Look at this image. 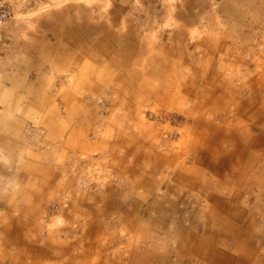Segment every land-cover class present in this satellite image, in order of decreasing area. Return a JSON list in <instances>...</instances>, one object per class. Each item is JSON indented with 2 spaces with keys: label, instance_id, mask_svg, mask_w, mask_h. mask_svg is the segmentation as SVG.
<instances>
[{
  "label": "crops",
  "instance_id": "crops-1",
  "mask_svg": "<svg viewBox=\"0 0 264 264\" xmlns=\"http://www.w3.org/2000/svg\"><path fill=\"white\" fill-rule=\"evenodd\" d=\"M98 1L102 4L104 0ZM98 1L92 4V9L79 3L70 2L55 11L38 12L35 19L36 24L43 28L44 35L50 36L46 42L39 41L38 34L29 33L33 30L27 28V35L23 37L24 31L21 25H10L2 28L0 32V42L8 38L7 46L2 50L0 48V84L4 83L3 85H5H0V102L7 109L6 114L3 112L4 116L0 118V150L11 160L19 158L20 161H24L14 171V178L20 181L19 187L25 185L22 193L26 196L22 194L23 197L27 202L33 199L36 201L50 200L52 198L49 195H54L55 191L67 185V182L64 181V173L61 171L65 169V174H76L69 168L72 167V156L77 155L78 152L76 153L75 150L73 154L65 151L63 155V153L54 151L61 145L66 147L59 142L65 140L68 134L67 130H72L77 135L75 123H80V128H82L76 147L80 150V156L86 157L94 149L105 148L106 143L102 140L97 139V142L92 144L87 139L88 127H90L88 120L91 118L92 106L87 107L86 99L89 94L101 92L100 84H107L108 87L111 85V88L117 87L121 92V97L124 96L131 100V105L148 106L152 103L157 105L154 102L157 101L159 105L162 104L161 106H169L183 112L184 117L187 116L184 112L187 105L186 99L192 96L190 99H194L195 102L199 100L196 109L200 110L202 114L207 110L205 114H208V117L224 116V120L228 122L235 121V125L232 124L236 128L232 126L234 130L230 128L225 130L220 124L203 119L201 113L197 119H194L191 129H188L193 132V135L186 141L182 139L183 136L180 133L182 131L171 128L168 131L169 135L174 136L180 133V138L175 142L167 143L164 147V157L162 158L158 154L155 162H164V165L170 166L168 178H172L173 183H170L164 175H161L157 182L159 185L163 184L169 193L172 191L173 194L175 191L176 195L179 191L178 183L182 186L184 184V188L188 191H196L194 197L203 201L201 205L197 203L198 211H207L205 222L211 220L221 224L220 232L214 234L221 237V242L226 250L218 252V248L214 246L215 238L211 240V237H208L212 232L208 226L203 230L207 241H203L206 238L199 232L196 233V229L194 232L189 230L191 223L189 229H186L182 216L178 214L175 198L169 200V197H161L157 201L155 200L158 203L155 209L158 216L151 217L153 219L150 221L151 223H144L138 230L136 238L140 237L143 241L140 242L132 237L133 244H131L127 236L126 241L130 244L127 254H116L113 260H110V256L102 254L103 251L91 255L81 254L80 256H76L79 254H52L54 249L57 252V248L62 246L54 245L53 247L50 239L46 237L45 240L44 236L40 238L42 243L36 244L35 239L24 236L23 231L18 232V228L35 225V222L30 223L32 218L29 215L16 217L12 215L8 219L2 214L1 220L5 223L2 224L1 231L5 236V247L14 245L12 247L15 249L11 257L15 259L12 260V264H83L77 260L83 258H90L94 264H160L164 260L160 261L155 256L151 258L149 254H154L153 245L156 246V244L159 245L160 250L161 248L170 249L167 243L172 237L170 233L174 232L167 229L170 226L173 229L176 227L181 232L184 231L181 233L182 237L183 235L189 236L192 242L186 246L183 240L182 242L175 241L174 250H179L177 251L179 254L185 247L189 248L190 254L187 252L188 254L180 256L177 253V257L180 259L183 256H189L195 258L198 264H209L204 260L207 262L209 260L210 264H220L216 262L218 255H221V259L226 260L227 258L228 264H247L248 260L257 259L252 252L254 246L259 247V244L264 243V236L252 228L257 225L260 226L259 228H264V223L263 225L257 224L263 219L262 216L259 218V215L260 211H264V200L253 199L251 203H248V201L246 202L248 199L244 198L243 194L250 196V190L255 187L260 188V193L257 195H264V45L260 44L259 52L262 53L259 58L256 56L258 45L251 46L250 42L244 44L240 41H238L239 44H236L232 39H229L231 36L246 35L242 34L241 28L233 31L224 22L222 23L225 27L219 28L217 22L221 17L207 14L204 21L205 30L196 32L197 35L203 34L202 38L193 43L189 42L191 38L195 37L194 33L189 37L188 43L182 38L187 49L183 48L180 43L183 28L180 26L181 29L178 31L179 33L177 32L179 37L172 38L171 46L160 45L158 46L159 54H154L153 41L149 37L143 36L142 32L144 31H141L149 21L145 17L142 24L138 22L143 14H135L134 7L132 5L130 7L128 4L129 0H119L114 6L116 10L107 8L106 14L103 13L102 8L100 9ZM252 1L257 4L264 2V0H250L251 3ZM124 9L127 11L124 12ZM228 9L240 14L239 8L234 2ZM187 10L183 16L186 24L199 23L197 20L200 11H194L193 8ZM229 11L225 15L232 19V14L230 16L231 12ZM229 22L227 20V25L230 24ZM30 28H32L31 25ZM209 35L217 36V39L212 43L209 40L201 42L204 37L208 39ZM228 39L230 44L227 43ZM189 44H192L193 49L200 51V53L198 52L199 57H195V52L192 50L188 51ZM248 46L252 49H242ZM77 52L84 54L83 62H76L80 57L76 55ZM108 67L113 69L108 71L109 69H105ZM250 69L252 70L249 78L240 80L239 86L233 83L232 79L244 78L246 71ZM201 83L207 84L205 90L208 91L205 92L202 89ZM137 84L139 88H137ZM131 85L136 91L146 92L149 100L148 97L141 100L142 94L133 93L134 90H130L132 89ZM13 91L22 95L28 91H34V95L32 94L30 99L31 104L23 108L22 98L15 101L14 98L17 95ZM121 100L122 104H125L124 100ZM230 103H233V108H228ZM25 109L42 115V125L40 126L46 130L47 138L43 139V143L40 144L45 146L41 153L32 151V149L25 151L23 155H21L22 151L19 152L25 144L21 141L20 129L13 126L18 119L14 114L20 112L23 116L26 112H23ZM126 109L128 112L134 111L132 107ZM66 118L70 120V123L64 129L61 122ZM7 121L10 123L4 127L3 125ZM239 134L243 137L242 140ZM7 150H9V154ZM28 154H30L33 163L26 158L29 156ZM61 155L63 156L61 157ZM108 155L116 154L111 152ZM182 156L186 160L182 159ZM133 159L131 155L122 162L116 158L117 163L110 165V168L115 171V176L120 175V178H123L124 182L128 184H130L128 175L131 171L128 164L133 162ZM156 163L150 165V171L157 168L158 163ZM0 169H2L1 166ZM140 178L139 176L135 177L136 180L131 181V186H138L137 183L145 185L147 179L142 181ZM31 180H35V182ZM155 185L151 181L150 188H154ZM121 187L119 184L115 186L109 183L103 185V190L100 189L98 194L109 193L115 188L119 190ZM165 202L169 203V208L164 209L162 205ZM256 202L259 204V208ZM153 203L154 201H151L148 204L149 209ZM255 204L258 208L256 210L258 215L254 210L253 215H250L252 218L246 217L247 220L244 223L247 209ZM73 205L77 207L75 201ZM3 206L8 208L7 204H3ZM63 208L64 206L61 204L60 210ZM107 208L104 204L87 211L89 218L84 223V226L86 225L84 236L88 241L102 238L105 230L99 226L97 221ZM25 210L27 211L29 208L26 207ZM18 211L20 212L18 215L24 214L22 208L19 207ZM19 217H22V221ZM123 225L126 234L137 226L133 220L127 219ZM8 227H17V230L12 232L10 229L8 230ZM29 229L35 230V226L34 229L33 227ZM147 233L151 236L144 240L143 237ZM44 234L47 236V231ZM195 234L200 236H195ZM241 237L243 241H241ZM172 239L174 241L175 237ZM111 240L112 238L109 242H112ZM257 240L258 242H256ZM24 243L28 244L27 255H23L24 253L21 251ZM201 243L207 247H201ZM43 244L48 245L43 247ZM229 245H233L232 247L239 251H242V246L244 249H249L251 254L249 256V254H241L239 251L238 254H229ZM89 249H92V245H89L86 250ZM138 251L139 254H136L137 257L133 259L132 254L135 255ZM164 254H167V251ZM53 257L56 258L55 263L53 260L50 261ZM60 258L64 259L61 263H59ZM262 258L264 259V256ZM258 264H264V261H260Z\"/></svg>",
  "mask_w": 264,
  "mask_h": 264
},
{
  "label": "rangeland",
  "instance_id": "rangeland-1",
  "mask_svg": "<svg viewBox=\"0 0 264 264\" xmlns=\"http://www.w3.org/2000/svg\"><path fill=\"white\" fill-rule=\"evenodd\" d=\"M96 1L98 0H10L12 17L0 27V32L2 28L4 29L10 25H21L24 31L22 33L23 37L24 35H27V28L28 30H33L29 31V33L35 32V34H38L37 37L39 38V41L46 42V39H48V37L50 36L48 34L44 35V31L42 30L43 28L36 24L35 19L38 12L55 11L59 7L64 6V4H70V2L79 3L85 7L87 6V8L92 9L91 6ZM118 2L119 0H104L101 4L100 1H98V3L100 4V9L102 8L104 14L107 13V8H113V10H116V7L114 6ZM232 2L237 4L240 14L234 12V10L232 12L229 11L228 8L232 5ZM128 4L130 5V7L131 5L134 7L135 14H143L141 18L138 19V22L140 24H142V21H145V17L150 22H148V24H145L142 27L143 29L141 31H144L142 32L143 36H145L146 38L149 37L150 40L153 41V45H155L153 50L154 54H159L158 46L160 45L170 47L171 43H173L172 38L179 37L178 31H180L181 27L183 29L180 43H182L181 46L183 48L186 47V44L182 41V38H184V40H186V42L188 43L189 37L193 36L192 33L195 34V37L191 38V41L189 43H193L195 40L198 41L200 38H202L203 34L197 35L196 32L205 30L204 21L207 14H215L218 15L219 18L221 17L217 22L219 28L225 27L222 23L224 22L226 23V26L230 27V29H232L233 31H237L239 28H241L243 30L242 34H246L240 35V33L237 34L240 36H231L229 37V39H232L236 44H239L238 41H240L244 44H248L250 42L251 46L258 45L256 56L259 58L261 57L262 52H259L261 50L260 44H262V46L264 45V7H262V5H264V2H262V4H257L254 1H252L251 3L250 0H129ZM188 8H193L194 11H200L198 13L197 20V22L199 23H194L192 25L186 24V20H184L185 17L183 16L188 11ZM126 11L127 10L124 9V12ZM228 11L231 12L229 15L231 16L232 14V19L227 18V16L225 15V13L227 14ZM227 20L230 21V24L228 25ZM30 25L32 26V28H30ZM231 25L233 26L231 27ZM216 39L217 36L209 35L208 39L204 37L201 42H208L207 40H209L212 43ZM229 39L227 40L228 44H230ZM7 44L8 38L0 42L1 50L5 48ZM189 46L190 47L188 51L192 50L193 52H195V57H199L200 54H198V52L200 53V51L196 50L195 48L193 49L192 44H189ZM242 49L249 50L252 48L248 46L247 48L244 47ZM170 53L173 54V52ZM76 55L80 56H78L79 58L76 60V62H83L85 60L84 54L77 52ZM105 69H109L108 71H111L113 68L108 67ZM251 70L252 69L246 71L244 78L237 77L235 79H232L233 83L239 86L238 82L240 80H246L251 76ZM3 84L4 83L0 85ZM200 85L205 92L208 91L205 90L207 84L201 83ZM136 86H138L137 88H139L138 84ZM131 88L132 89L130 90L135 91H133V93L142 94L141 100L148 97L146 92L139 90L136 91L135 89H133V85H131ZM99 90L101 91V94L99 92L96 94H89L86 99L87 107L92 106V112L90 113L91 118L88 120L90 123V127H88L89 131L87 132V139L92 144L96 143L97 139H100L104 143H106L104 145L105 148L102 150L99 149L100 151L97 149L92 150L87 154L88 157L80 156V150L79 148H76L78 145L77 143L79 142V134L80 132L82 133L80 123H75V132L77 133V135L74 133V131L67 130V137L65 138V140L63 139L61 140V142H59L66 145V147L61 145L54 151L63 153V155L65 151H69V153L72 152L73 154V151L75 150L76 153L78 152L77 155L74 154L72 156V167L69 168V170H72L71 172L76 173H72L75 179L71 174H65V169H63L61 172L64 173V181L65 183L67 182V185L55 191L54 195H49L52 199H46L45 201H36L33 199L32 201L27 202L23 197V195H26L22 193V189L25 185L19 187L20 181H17L16 178H14V171L21 164V162L23 163L24 161H20L19 158L11 160L8 156L5 155V153L0 150V166L2 167V169H0V264H12V262L15 260L11 258L13 256V252L15 251V249H13L14 247H12L14 245H10L11 247L7 248L5 247V236L1 231L2 224L5 223V221L3 222L1 220L2 214L7 216L6 218L8 219H10L12 215L15 217L29 215V217L32 218L30 223L35 222V230L29 229L30 227H33L34 229V226L26 225L23 228H18V232L23 231V233H25L24 236L32 237V239H35L36 244H41L42 242L40 241V238L44 236L43 238L45 240L46 237L50 239L53 247L54 245H57L58 247L62 246L61 248H57V252H55L54 249L52 254H79L76 256H80L81 254L91 255L103 251L102 254H106V256L108 257L110 256V260H113L115 259L114 256H116V254H127V250L130 245L126 241L127 236V239L131 242V244H133L132 237H135V239H137L136 235L138 234V230L142 228L141 226L144 225V223L150 224V221L153 220L151 217L155 218L158 216V212L156 213L155 211L158 205L156 201L161 197H169V200L175 198L177 202L176 206L178 208V214L182 216L186 229H189L191 223V228L189 230H192L194 232L196 229V233L199 232L205 237V232L203 230H205L207 228L206 226H208L210 228L209 230H212V232L210 233L211 235L208 237H211V240L212 238H215L214 240L216 241L214 243V246L218 248V252L226 250V247L221 242V237L214 234L215 232H220V229L222 228L220 226L221 224L218 222V225L216 222H213L211 220L205 222L207 211H198L197 203L201 205L203 201L197 197H194V193L196 191H188L184 188V184L182 186L178 183L177 187L179 191L176 195L174 193L175 191L173 192V194L172 191H170L169 193L168 189H166L163 184L159 185L157 182L160 176L164 175L167 177L170 183H173L172 178H168V169L170 166L164 165V162H162L163 164L157 162V164L155 162V159L156 156L159 155L162 156V158L164 157L165 145L170 142H175L176 139H179L180 133H182V139L185 141L193 135V132H191L190 130L188 131V129H191L190 127L194 124V119H197L200 116L199 113L202 114L200 110L196 109L198 107L199 100L198 102H195L194 99H190L192 96H189L188 99L185 98L187 101V105L184 108V112L187 116L184 117L183 112L169 106H161L162 104L160 103L159 105L157 101H154L157 105H155V103H152L148 106L131 105V100L124 96L121 97V92L118 90V88L114 86L111 88V85L110 87H108L107 84L103 85L102 83L100 84ZM15 94L17 95V97L14 98L15 101L22 98V106L23 108H26L27 105L31 104L30 99L32 98V94L34 95V91H28L23 95L18 92H16ZM99 96H101L102 98H100ZM121 99L124 100L125 104H122ZM5 107L6 106L3 105L2 102H0V118L4 116L3 112H5L6 114L7 109ZM59 107L62 108V106ZM127 107H132L134 111L131 110L130 112H128L126 109ZM228 108H233V103H230ZM23 112H25L23 116H21L22 114H20V112L18 114H14V116L18 119L13 126L14 128L20 129L21 141L23 144H25L22 150H20L19 152L22 151L21 155H23L25 151H29L32 149V151H38L41 153L42 151H44L43 148L45 146L40 144L43 143V139L47 138L46 130L43 128V126H40L42 125V115L41 113H34L27 109L23 110ZM206 112L207 110L204 111V114H202L203 119H207L208 121L215 124H220V126L225 130L226 128H230L232 130L236 128L235 126H233V124L235 125V121L232 122V124L231 122L224 120L225 117L221 115H217V117L213 118L208 117V114H205ZM8 123L10 122L7 121L3 126L6 127ZM61 123H63V128L66 129L67 124L70 123V120H67L66 118ZM171 128L177 129L182 132L178 133V135L175 134L174 136L172 134L169 135L168 131ZM239 137H241V140L243 139L241 135ZM69 138L71 139V141ZM71 142L72 144H70ZM7 151L9 154V150ZM111 152H114L116 155H108V153ZM30 154H28L29 156H26V158L31 160L30 162L33 163L32 159L30 158ZM63 155H61V157ZM129 155L134 158L133 162H130L128 164L129 167H131V171H129L130 175H128L130 184L125 183L123 178H120V175L115 176V171L110 168L111 164L117 163L116 158L121 160L122 162L123 160H127L129 158ZM182 159H184L183 156ZM153 163L157 164V168L154 171H150V165ZM138 176L141 177L140 180L142 181H144L145 178L147 179L145 185H140V183H137L138 186L132 187L131 181H135V177ZM31 181L35 182V180ZM151 181L156 184L154 188H150ZM109 183L115 186L119 184V186L122 187L119 190L115 188V190L109 193L103 192V194H98L103 185H107ZM259 191L260 188L253 187V189L250 190V196L243 194L244 198L248 199L246 200V202L248 201V203H251L253 199H256L257 201L260 199L264 200V195H257L260 193ZM205 192L206 190L204 191V193ZM197 193L200 194V192ZM74 201L77 207L73 205ZM151 201H154V203L152 204L151 209H149L148 204ZM72 202L73 204L71 205ZM13 203L17 206H13ZM166 203L168 202H165L162 205L164 209L170 207L169 203ZM3 204H7L8 208L4 207ZM61 204L64 206L63 210H60ZM104 204L108 208L106 212L98 217L97 223L100 227L102 226L104 228L105 232L102 234L101 239L88 241L84 236V231L86 229V225L84 226V223L89 218V216L87 215V211L92 210L95 207H100ZM256 204L259 208V204L257 202ZM256 204L254 206H250L247 209L244 223L246 222L245 220H247L246 217H251L250 215H253L252 212L254 210L255 214L258 215L256 212V210L258 209L256 207ZM19 207L20 209H23L24 214L18 215L20 213L18 211ZM26 207H28L29 210L26 211ZM260 217L263 218L261 219V222H256H258L257 224L263 225L264 221L262 220H264V211H260L259 218ZM19 218L22 221V217ZM126 219L133 220L137 224L133 231H128L129 234L131 233L130 235L128 233H124L123 230V228L125 229L123 222ZM171 227L172 226L168 227L167 229L169 231H174L170 234H172V237H175V240L173 241L174 238L172 239V237H170L171 240L168 239L170 241H168L167 246H169L170 249L164 250V248H161L160 250L159 245H153L155 250L153 251L154 254H149L151 255L150 257L152 258L153 256H155L158 257L160 261L164 260V262H162L163 264H198L195 258L183 256V258L180 259V257H177V251L179 250H174L175 241L178 240L179 242H182L183 240V243L186 246L190 245V243L192 242L189 236L183 235L184 238L182 237L181 233H184V231L181 232L177 230L176 227L174 229ZM259 227L260 226L257 225L252 229H255L258 234L261 233L264 236V228ZM56 228H58V231H56ZM9 229L13 232L17 230V227H8V230ZM45 231H47V236L44 234ZM197 235L198 234H195V236ZM145 236L143 237L144 240L149 238L151 235L147 233ZM110 238H112V242H109ZM205 238L206 239H203V241H207V237ZM240 239L241 241H243L242 237ZM137 240H139L140 242L143 241L140 237ZM256 242H258V240ZM47 245L48 244H43L42 246L44 247ZM89 245H92V249L86 250ZM27 246V243H24L22 245L21 251H23V255H27ZM182 246L183 244L181 245V247ZM200 246L203 248L207 247L204 243H201ZM232 246L233 245L228 246L229 254H238L239 252L241 254H249V256L251 254V251H249V249H244L242 246V251H239L237 248L234 249ZM166 251L167 254H164ZM181 252L180 254L178 253L180 256L183 254H188L189 248L185 247ZM136 254H139V251L135 253V255L132 254L133 259L137 257ZM252 254L256 256L257 259L252 258L250 259V261H247V264H258V262L264 261V259L262 258V256H264V243L261 245L259 244V247L257 245L254 246ZM143 257L144 255L142 256V258ZM217 258L218 260L216 262L220 264H228L227 258L226 260L221 259V255H218ZM51 260H53L54 263L56 262L55 257H53V259L51 258L50 261ZM77 260L81 261L83 264H94L90 258ZM62 261H64V259L60 258L59 263H61ZM204 262L210 264L209 260L208 262L207 260H204Z\"/></svg>",
  "mask_w": 264,
  "mask_h": 264
},
{
  "label": "built area",
  "instance_id": "built-area-1",
  "mask_svg": "<svg viewBox=\"0 0 264 264\" xmlns=\"http://www.w3.org/2000/svg\"><path fill=\"white\" fill-rule=\"evenodd\" d=\"M12 17L10 0H0V27Z\"/></svg>",
  "mask_w": 264,
  "mask_h": 264
}]
</instances>
